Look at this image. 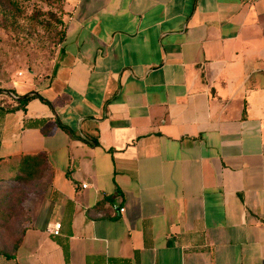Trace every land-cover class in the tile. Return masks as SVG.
<instances>
[{
    "label": "crops",
    "instance_id": "obj_1",
    "mask_svg": "<svg viewBox=\"0 0 264 264\" xmlns=\"http://www.w3.org/2000/svg\"><path fill=\"white\" fill-rule=\"evenodd\" d=\"M63 11L33 96L0 92V180L48 164L0 264H264V0Z\"/></svg>",
    "mask_w": 264,
    "mask_h": 264
},
{
    "label": "rangeland",
    "instance_id": "obj_2",
    "mask_svg": "<svg viewBox=\"0 0 264 264\" xmlns=\"http://www.w3.org/2000/svg\"><path fill=\"white\" fill-rule=\"evenodd\" d=\"M7 10L0 5V89H12L13 81L30 76L39 80L50 69L64 31L63 0H12ZM45 188L42 179L17 182L0 180V252H11Z\"/></svg>",
    "mask_w": 264,
    "mask_h": 264
},
{
    "label": "trees",
    "instance_id": "obj_3",
    "mask_svg": "<svg viewBox=\"0 0 264 264\" xmlns=\"http://www.w3.org/2000/svg\"><path fill=\"white\" fill-rule=\"evenodd\" d=\"M12 4H13L12 0H0V5L3 6L6 10L7 8L11 7ZM62 10H63V5H62ZM62 14H64V11ZM62 38H63V30L61 33V40ZM2 91L3 89H0V92ZM8 91L14 93L12 89H8ZM32 96L33 95H28V94L19 95L18 100L21 104H24L25 101H27ZM47 169H48V164L46 162V158L43 153H37L33 155H23L18 159L16 163V168L13 174L9 177H12L17 182L37 180V179H41L42 175L45 173ZM26 219L27 217H24L23 222H25ZM23 228L24 226L22 227L20 231V235L23 231ZM20 235H19L18 240L13 243L12 251L16 249L19 243V240H20ZM6 253H10V252H6ZM6 253L0 252V254H6Z\"/></svg>",
    "mask_w": 264,
    "mask_h": 264
},
{
    "label": "built area",
    "instance_id": "obj_4",
    "mask_svg": "<svg viewBox=\"0 0 264 264\" xmlns=\"http://www.w3.org/2000/svg\"><path fill=\"white\" fill-rule=\"evenodd\" d=\"M85 186H86V184L83 183L82 184V187H85ZM112 208L113 209H116L120 213L124 210L123 207H116V205H112ZM59 227H60V223H54L53 226H52V228L49 229V232L51 234H53V235H57L59 233Z\"/></svg>",
    "mask_w": 264,
    "mask_h": 264
},
{
    "label": "water",
    "instance_id": "obj_5",
    "mask_svg": "<svg viewBox=\"0 0 264 264\" xmlns=\"http://www.w3.org/2000/svg\"><path fill=\"white\" fill-rule=\"evenodd\" d=\"M9 96H11V97H14V98H19L18 96L16 97V96H14V95H12L9 91H5Z\"/></svg>",
    "mask_w": 264,
    "mask_h": 264
}]
</instances>
